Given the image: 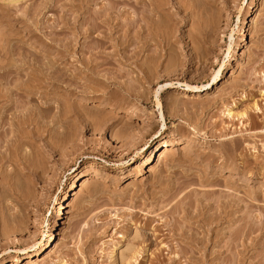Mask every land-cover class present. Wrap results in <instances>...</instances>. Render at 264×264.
<instances>
[{"label":"rangeland","instance_id":"obj_1","mask_svg":"<svg viewBox=\"0 0 264 264\" xmlns=\"http://www.w3.org/2000/svg\"><path fill=\"white\" fill-rule=\"evenodd\" d=\"M159 1L0 0V49L11 52H0V75L6 72L0 92L10 95H2L0 110L14 117L24 104L26 117L40 111L47 126L40 127L39 143L20 132L27 134L28 126L19 131L27 140L21 139L25 156L32 152L28 171H14L13 159L0 163V264H13L18 255L27 264L49 234L54 247L33 264H120L121 252L124 264H264V0H196L201 10L188 0L192 5L184 8L195 11L186 12L178 8L186 0ZM201 12L217 15L220 27L215 54L204 64L195 58L191 37L215 22L203 21ZM223 64L214 89L163 91L158 108L159 87L206 86ZM21 90L38 92L40 110ZM5 104L13 109L8 115ZM161 111L167 125L162 136ZM164 139L176 145L159 164ZM32 143L41 147L39 154ZM151 153L154 163L137 177ZM78 176L81 182L71 187ZM199 176L215 184H200ZM181 182L189 187L179 190ZM73 191L77 196L58 219ZM202 204H226L232 214L230 226L224 220L210 227L218 243L205 247L185 240Z\"/></svg>","mask_w":264,"mask_h":264},{"label":"bare ground","instance_id":"obj_2","mask_svg":"<svg viewBox=\"0 0 264 264\" xmlns=\"http://www.w3.org/2000/svg\"><path fill=\"white\" fill-rule=\"evenodd\" d=\"M20 1H22V0H11V2L10 3H17V2H20ZM138 1V0H137ZM161 1V0H160ZM159 1V3L161 4H163V2H166V4L164 3V5L165 6H168L169 4H170V2H169V4H167V1L168 0H163L162 2H160ZM177 1H179V0H177ZM176 1V2H177ZM180 1H184V0H180ZM196 0H193V2H192V0L190 1V2H192L193 3V5L195 4L196 5V3L197 2H195ZM198 1H200V0H198ZM205 1V0H204ZM210 1V0H209ZM208 1V2H209ZM214 1V0H213ZM213 1H210V2H212V3H214L215 4V2H213ZM217 1V0H216ZM9 2V1H8ZM172 2V1H171ZM188 0H186V3L184 4L183 3V5H182V3L180 4L179 2H178V5H179V10H180V8H181V12H186V11H188V8L192 5L191 3H190ZM195 2V3H194ZM201 2H203V1H201ZM207 2V3H208ZM151 4H152V1L150 2ZM159 3H157V4H159ZM206 3V1H205V4H207ZM154 4V3H153ZM156 4V8H157V10H158V8H159V10H160V7H158V5ZM188 4H190V6L189 7H185L184 8V5L186 6V5H188ZM177 5V6H178ZM181 5V6H180ZM194 5V6H195ZM198 5H199V2H198ZM203 5V4H202ZM208 5V4H207ZM210 5H211V3H210ZM161 6V5H160ZM165 6H164V8H165ZM197 6V5H196ZM195 6V7H196ZM170 7V6H169ZM198 7V6H197ZM197 7L195 8V9H197ZM204 7V6H203ZM206 7V6H205ZM205 7H204V9H202V11L203 10H206L207 9V7H206V9H205ZM152 8H154L155 9V11H156V8L154 7V5H153V7ZM150 9V13L151 14H155L156 12L154 11L153 12V10L154 9ZM161 8H163L162 6H161ZM191 9H194V7H190ZM200 8H201V4H200ZM199 7H198V9L199 10H201ZM195 9H194V11H195ZM161 10H164V9H161ZM209 10H211V9H209ZM215 10V9H214ZM179 11V12H180ZM190 11H192V10H189V13H190ZM198 11V10H197ZM196 11V12H197ZM159 12V11H158ZM209 12V11H208ZM207 12V14L204 12V14H202V12H201V14L202 15H204V20H203V18H202V20L203 21H206V20H212L213 19V17H209V15L211 16V14H212V12H211V14L210 13H208ZM192 13V12H191ZM198 13H200V11L199 12H197L196 14H198ZM216 13V12H215ZM218 13H220V11L218 12ZM182 14V13H181ZM184 14H186V13H183V15ZM194 14L195 13H193V17H194ZM201 14H199V16L198 15H195V17H200V15ZM209 14V15H208ZM191 15L192 14H190V17H191ZM201 15V16H202ZM208 15V17L206 18V16ZM212 15H214V14H212ZM155 16V15H154ZM156 17V16H155ZM187 17H189V15H187ZM186 17V18H187ZM192 17V18H193ZM215 17H217V15L216 16H214V19H213V21L215 22L216 21V19L217 18H215ZM183 18V17H182ZM192 18H190V20L192 19ZM208 18H210V19H208ZM218 18H220V14H219V16H218ZM149 19H150V17H149ZM154 20V18L152 17L151 19H150V21L151 20ZM185 19V18H184ZM188 19V18H187ZM187 19H185V20H187ZM200 19H201V17H200ZM206 19V20H205ZM230 19H231V17H230ZM189 20V19H188ZM196 20V22L198 23V20L199 19H195ZM194 20V21H195ZM202 20H199V21H201V22H203ZM211 20L209 21V22H211ZM218 20H220V19H218ZM227 20H228V18H227ZM154 21H156V20H154ZM193 21V20H192ZM228 21H230V20H228ZM182 22V21H181ZM191 22V21H190ZM220 23L221 21H217V23ZM231 22V21H230ZM157 23V22H156ZM200 23V22H199ZM206 23H208V22H206ZM206 23H205V25H206ZM218 23V24H219ZM154 24H155V22H154ZM153 24V25H154ZM158 24V23H157ZM200 24H202V23H200ZM215 24H216V22H215ZM214 23L212 24H210V26H205L204 24V28H205V30H204V28H202V27H200L199 28V24H197V26H198V28H199V30L200 29H202V30H204V32L201 34V36H200V34H198L199 36H197V38H195V36H196V34H197V32L199 31L198 29H196L197 31H196V33H195V36H190L191 37V41H192V43H194V45H195V48H194V51H195V58H197L198 60H199V62L200 63H202V64H204V63H207L208 61H210V59L213 57V55L215 54V45L217 44V35H219V33L218 34H216L217 32H218V29L220 30V27L218 28V26H217V24L215 25ZM195 25V27H193L194 29L195 28H197V26H196V24L194 23L193 24V26ZM213 25V26H212ZM220 25V24H219ZM154 26H156V25H154ZM175 26V25H174ZM176 26H177V24H176ZM202 26V25H201ZM175 28V27H174ZM200 33V32H199ZM163 34H164V32H163ZM192 35V34H191ZM164 36L165 37H167V34L165 35L164 34ZM194 38V39H193ZM219 39V38H218ZM232 39V38H231ZM7 42L9 43V41H7V39L6 40H4V43L5 44H7ZM3 48V47H2ZM5 48V47H4ZM6 49V50H5ZM4 50H2V51H9L10 50V48L8 47V49L9 50H7V48H5ZM1 51V49H0V52H2ZM4 53V52H3ZM2 53V54H3ZM7 53L9 54V53H11L10 51L9 52H6V53H4L5 55H7ZM10 55V54H9ZM4 56V55H3ZM8 56V55H7ZM7 56L5 57L6 59H7ZM1 57H2V55H1ZM133 57V56H132ZM135 57V56H134ZM134 57H133V59H134ZM132 60V59H131ZM49 64L51 65V63L49 62ZM48 64V65H49ZM53 65V64H52ZM46 66H47V64H46ZM224 67H225V64H223L220 68H219V70L217 71V73L215 74V76L212 78V83H208V84H206V86H199V85H188V84H182V83H167V84H165L164 86H161V87H159V89H158V91L156 92V94H157V99H156V101H157V106H158V108L161 110L162 109V104H161V102H160V100H159V95H160V93L161 92H163V91H167V90H170V89H180V88H184L185 87V89H184V91H188V92H191V93H194V94H197V93H201V92H204V91H207V90H212V89H214V86L215 85H218L221 81H222V77H223V69H224ZM41 68H43V67H41ZM49 69H50V66L48 67ZM3 71L5 70L4 68L2 69ZM16 70H17V68H16ZM21 70V69H20ZM20 70H18V71H20ZM37 70H39V69H37ZM2 71V72H3ZM18 71H16V73L18 72ZM1 72V73H2ZM5 72V71H4ZM13 72L15 73V70H13ZM22 71H20V73H19V75L20 74H22L21 73ZM39 72H41L42 73V70L40 71L39 70ZM38 72V73H39ZM6 73V72H5ZM4 73V75H3V73L0 75V77L1 78H6L5 77V74ZM18 74V73H17ZM40 74V73H39ZM3 75V76H2ZM7 75H8V73H7ZM41 75V74H40ZM9 76V75H8ZM8 76H7V78H8ZM18 77V76H17ZM16 77V78H17ZM22 76H20V78H21ZM19 77H18V79H20ZM145 79L144 80H146L147 81V79H148V77H144ZM141 80V79H140ZM21 81H22V79H21ZM1 82H3V81H1L0 80V83ZM20 82V81H19ZM23 82V81H22ZM21 82V83H22ZM43 82H46V81H43ZM140 82H142V80L140 81ZM2 84V83H1ZM1 84H0V86H1ZM22 84H26L25 82L24 83H22ZM22 88H24V86H25V88L27 87L26 85H21V84H19ZM20 88V87H19ZM24 88V89H25ZM34 88V87H33ZM32 88V89H33ZM36 88V91H38L37 90V87H35ZM21 89V88H20ZM27 89V88H26ZM31 89V90H32ZM0 90L2 91V87H0ZM17 90H18V88H17ZM30 90V89H29ZM4 91V90H3ZM20 91V90H19ZM21 91H23V90H21ZM26 91H28V90H26ZM26 91H23V92H25V96H26V94H27V96H26V98L29 96L30 98H29V100H28V98L26 99V101L28 100V103H29V101H35L36 103H37V105H33V106H35V109L36 110H40L39 109V107L41 108V106H39V105H42V103H40V104H38L39 103V95L37 94L38 92H34V90L33 91H29V92H26ZM126 92H129V91H126ZM130 93V92H129ZM128 93V94H129ZM8 95V96H10L9 95V93H4L3 92V96L4 95ZM2 95H1V92H0V98H2ZM129 96H132L131 94H129ZM6 97V96H5ZM5 97L3 98V101H4V99H5ZM12 97V96H11ZM11 97H8L9 99H11ZM7 98V97H6ZM39 98V99H38ZM8 99V100H9ZM12 100V99H11ZM0 101H1V99H0ZM7 101V100H6ZM13 101V100H12ZM22 101H25V100H22ZM42 101V100H41ZM90 100H88L87 98H83V103H88ZM7 103V102H6ZM20 103H21V101H20ZM23 103V102H22ZM26 103V105H29V104H27V102H25ZM31 103V102H30ZM11 104V103H10ZM10 104H8V105H10ZM44 104V103H43ZM7 104H5V106H6ZM21 105H23V106H25L24 104H21ZM23 106H21L22 107V109H19V108H21L20 106H18V109H19V112H18V110H17V112L19 113L18 114V116H9L8 114H7V112L9 111V112H11L12 110H10V108H12V107H8V106H6V108L7 109H5L6 110V114L9 116H5V111H4V109L3 110H0V111H3V115L2 116H5V117H1L0 118V149H3V153L2 152H0V156H1V164H3L4 165V163H5V161H6V164L7 163H10L9 162V160L10 159H13V160H11V162L13 161V163L14 164H12L11 163V165H13L14 167V171H16L17 169L18 170H20L21 169V167H22V169H27V167L31 164L30 163V159L32 160V157H31V155H32V152H31V155L29 154H27V156H25V154L27 153V152H25L24 151V148L26 149V147H23V150H22V146H24L23 144H22V141L25 139L24 137H25V135H27V140H28V138H30V140H32V141H34V142H38L39 143V140H41V138L43 139V134L41 135V133L43 132V131H39V130H43V127H45V126H43V124L45 123L44 121V123H40V121L42 122V120H40L39 121V118L41 119V112L40 111H38V113H36L34 110V114L36 113V116L34 115V117H36V118H34V117H32V118H34V120L35 121H33V119L31 118V117H26V114H27V110L26 109H28V107L27 108H25V107H23ZM37 106V107H36ZM3 107H1V109H2ZM33 109H34V107H33ZM29 110V109H28ZM159 110V111H160ZM30 111V110H29ZM28 111V112H29ZM31 112H32V109H31ZM39 112L41 113V114H39ZM244 112H246V111H244ZM0 113H2V112H0ZM238 113H240V112H238ZM40 116H39V115ZM0 115V116H1ZM11 115V114H10ZM13 115V114H12ZM28 115V114H27ZM33 115V114H32ZM31 115V116H32ZM38 115V116H37ZM228 115L229 116H232L233 114H231V112H229L228 113ZM245 113H240V114H235V116H238V117H245ZM39 117V118H38ZM30 118L32 119V120H30ZM42 119H43V116H42ZM55 119V118H54ZM57 119V118H56ZM54 120V121H56V124H58V122L60 121V120ZM60 119H61V117H60ZM138 120H140V119H142V118H140V117H138L137 118ZM161 119H162V123L161 124H163V132L161 133V135L160 136H162V134H165L166 133V131H167V125H166V123H165V117H164V114H163V112L161 111ZM44 120V119H43ZM52 120H53V118H52ZM52 120H51V122H52ZM34 122V124H36V125H34L33 124V122ZM53 121V122H54ZM30 122H31V124H30ZM55 123V122H54ZM62 122L60 121V123H59V127H61V124ZM41 124V125H40ZM52 124V123H51ZM51 124H49L48 123V127L51 125ZM63 124V123H62ZM23 125H25V127H27L28 128V133H29V137H28V133L26 134V129L25 128H23L24 129V131L25 132H23V130H21V128L23 127ZM30 125H34V126H30ZM52 125H54L55 126V124H52ZM29 126L32 128L33 127V129H31L30 130V132H29ZM41 126H43L42 128H40ZM54 126H53V128L52 129H56V128H54ZM47 127V126H46ZM56 127H58L57 125H56ZM59 127H58V130H59ZM63 127V126H62ZM50 127H49V129L52 131V129H51ZM21 130V131H20ZM57 129H56V133H57V131H58ZM19 131L20 132H22V134H25L24 135V137H21L20 135H22L21 133H19ZM51 131H49V133L51 132ZM53 131H55V130H53ZM52 131V132H53ZM60 131V130H59ZM58 131V132H59ZM55 133V132H54ZM23 136V135H22ZM24 138V139H23ZM21 139H23V140H21ZM27 140L24 142V143H26L27 142ZM32 141H29V143L31 144V142ZM43 141V140H42ZM27 144V143H26ZM34 143H32V145H33ZM176 144H175V141L174 140H170V139H164V140H162V142L160 143V148H159V155H158V157H157V160H156V163H159V164H161V163H163L164 161H165V159L167 158V156L169 155V153H170V150H172L171 149V147H173V146H175ZM34 147H36L35 149H33L34 150V152L33 153H35L36 155L37 154H39L40 153V146H35V145H33V147L32 148H34ZM40 147V148H39ZM187 148H189V147H187ZM186 148V149H187ZM4 149H5V151H4ZM51 149L52 150H54V148L51 146ZM185 148H184V150H186ZM36 150V151H35ZM23 151H24V153H23ZM23 153V154H22ZM35 154H34V156H35ZM30 158H29V157ZM27 158H29V162H28V160H27ZM36 158V157H35ZM156 158V157H155ZM16 159V160H15ZM15 160V161H14ZM2 161H4V163L2 162ZM27 161V162H26ZM33 161H34V157H33ZM33 161H31L32 163H33ZM16 162V163H15ZM26 163H30L28 166H26L27 164ZM124 163H127V161H122V164L121 165H123ZM152 163H154V160H153V162H152V153L150 154V155H148L147 157H145L144 158V160L141 162V164H140V167H141V169L138 171V173H137V177H140V175H142L143 173H146L147 171H148V168L152 165ZM0 164V166H2ZM6 164H5V166H3V167H6ZM17 164V165H16ZM19 167V168H15V167ZM2 167V168H3ZM30 167H31V165H30ZM87 167L88 166H86V168H84V170H83V172L82 173H84L85 172V170L87 169ZM1 168V169H2ZM4 169V168H3ZM21 169V170H22ZM29 170V169H28ZM28 170H26V171H28ZM117 170H122V167H118L117 168ZM2 172L0 173V174H2L3 175V170H1ZM30 171H31V169H30ZM229 171H233V170H229ZM17 173L19 172V171H16ZM24 173V171L22 172L21 171V175ZM6 174V176L4 175V178L6 179V177L8 178V176L7 175H9V173H5ZM82 175V174H81ZM161 175V174H160ZM160 175H158L159 177L158 178H163L162 176L160 177ZM9 176H11V175H9ZM155 178H157V176L155 177ZM7 181H9L8 179H6ZM155 180L156 179H154L153 180V182L152 183H154L155 182ZM156 181H159L158 179L156 180ZM215 181L216 180H214L213 181V178L212 179H209V178H203V176H199V183L200 184H207V185H211V184H215ZM81 182V179L79 178V176L76 178V180H74V182H73V185L71 186V187H75L76 185H78L79 183ZM158 183H162L161 182V179H160V181L158 182ZM182 184L180 185V187H179V190H183V188H186V187H189V184H187V182H181ZM129 184H133V182H130ZM154 185H156V183L154 184ZM78 187V186H77ZM72 194H70V193H67L66 194V197H65V202H62V204H61V208H60V210H59V212H58V216H57V218L58 219H60V217H63V215H64V211H63V209L64 208H68L69 207V199H70V197H74V196H77V192H75V191H73V192H71ZM135 196H138L137 194L135 195ZM135 196H133V197H135ZM133 199V198H132ZM222 206V205H221ZM221 206H220V210L218 209V206L216 207V208H214L215 210H216V212L214 211V209H212V206L210 205V204H208V205H204L203 206V204L201 205V206H199V208H198V211H197V213H196V215H194V216H192V217H190V220H189V222L190 221H194L193 223H190L191 225H190V232H191V235H188L187 234V232H185V236H186V234H187V236L185 237V240H187V242H189V243H191L192 245H196V246H201V247H205V246H208L210 243L211 244H213V243H216V242H214V240H213V236H214V232H213V229H211L210 227L211 226H213L214 224H221L222 222H224V220L226 221H228V223H229V226H230V218L232 217L231 215L232 214H230L231 212L229 211V209H231V207L229 208V206H228V208H225V206H226V204L224 205V208H223V206H222V208H221ZM226 206V207H227ZM211 209L214 211V213H213V211H212V213L210 212L211 211ZM222 209V210H221ZM226 209H228V211L226 210ZM207 213H211V214H208L207 215ZM63 214V215H62ZM232 221V220H231ZM192 227H195L194 229H192ZM205 228H208V229H205ZM200 234H202L203 235V237H200V236H198V235H200ZM216 235V234H215ZM55 241H56V239L54 238V235L53 234H49L48 235V242L46 243V244H44L41 248H39L32 256H27L28 254H30V251L29 250H27V249H24V250H22V251H20V252H22L24 255H26L27 257H29V260H28V262H27V264H33L32 263V259L33 258H36V257H38L39 259L46 253L47 254V252L51 249L52 250V248L54 247V244H55ZM218 243V242H217ZM216 243V244H217ZM215 245V244H214ZM34 247H36V246H33L32 248H34ZM50 252V251H49ZM45 254V255H46ZM125 253H123V252H121V253H119V257H118V261H119V263L120 264H124L125 262H126V259H127V257L124 255ZM22 258L18 255L17 257H16V259H15V262L13 263V264H22ZM58 264H67V263H65L63 260L61 261V260H59V263Z\"/></svg>","mask_w":264,"mask_h":264}]
</instances>
